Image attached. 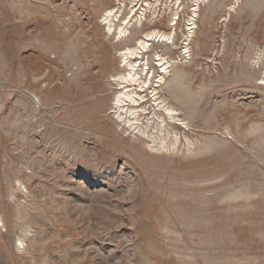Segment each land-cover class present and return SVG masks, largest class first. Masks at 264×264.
I'll list each match as a JSON object with an SVG mask.
<instances>
[{"label": "rangeland", "instance_id": "obj_1", "mask_svg": "<svg viewBox=\"0 0 264 264\" xmlns=\"http://www.w3.org/2000/svg\"><path fill=\"white\" fill-rule=\"evenodd\" d=\"M147 31L172 43L128 129L111 79ZM263 78L264 0H0V264H264Z\"/></svg>", "mask_w": 264, "mask_h": 264}, {"label": "bare ground", "instance_id": "obj_2", "mask_svg": "<svg viewBox=\"0 0 264 264\" xmlns=\"http://www.w3.org/2000/svg\"><path fill=\"white\" fill-rule=\"evenodd\" d=\"M117 11L118 9H115V7H113L106 9V11L104 12L103 22L105 26H107V29L105 30H107V32L112 35L116 33L119 37H128V33H131V31H129V24L132 21L135 12H132L130 15H128V17L120 18L117 17ZM140 21L141 20L137 19L138 23H140ZM176 23L177 21H174L172 25L174 26L176 25ZM191 24L195 23L191 22ZM156 38H158L159 41H169V39L171 38V33H163L160 31H147L144 32V36L142 38H138L135 40V45L129 47L124 46L123 49L120 51V56L124 63V68L122 69V71L115 74V76H113L111 79L112 82H115L117 84L119 90L116 93L114 102L112 104L114 105L113 108L115 109V111L117 110L116 124H122L128 127V129H135L139 127L142 124L141 119L139 117L143 115V113H146V108L143 106L146 103V100L143 98L141 93L145 92V90H150L151 86H153L151 83L153 76H148V69L145 72L144 67L140 68V62L137 63V59H143L145 53L147 54L146 50L151 49V45H149L148 41H158L155 40ZM169 43L171 44L172 40H170ZM155 54L157 55V53ZM153 59L155 60V62H157L155 58H152V63ZM168 64L169 61H165L162 56H159L158 63H154V65H156V67L158 68L159 66H161V73H159V71L157 72L158 76L161 74V80L158 85H154V87L152 88V92L154 91L153 95H158L157 88H159L161 84L165 82L163 73L167 74L169 67ZM143 71L145 73L146 80L144 79L145 84L142 86V79L144 74ZM150 75L154 74H152L151 72ZM261 83H264V78ZM156 98L159 99V97ZM139 111L142 113L140 114ZM165 114L167 115V118L174 119L175 113L174 109H172L171 107L166 108Z\"/></svg>", "mask_w": 264, "mask_h": 264}]
</instances>
